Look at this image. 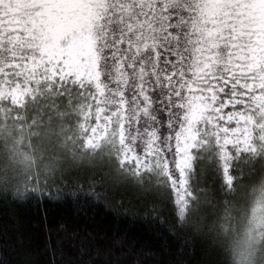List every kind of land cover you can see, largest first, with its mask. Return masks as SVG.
<instances>
[{"label": "snow or ice", "instance_id": "1", "mask_svg": "<svg viewBox=\"0 0 264 264\" xmlns=\"http://www.w3.org/2000/svg\"><path fill=\"white\" fill-rule=\"evenodd\" d=\"M254 120L264 151V0H0L5 200H136L179 242L196 155L230 188Z\"/></svg>", "mask_w": 264, "mask_h": 264}, {"label": "trees", "instance_id": "2", "mask_svg": "<svg viewBox=\"0 0 264 264\" xmlns=\"http://www.w3.org/2000/svg\"><path fill=\"white\" fill-rule=\"evenodd\" d=\"M254 123L253 151L237 152L230 161V188L224 187L214 153L208 159L196 155L187 176L193 227L179 234V242L146 219L136 200L109 206L70 198L37 205L0 196V264L79 260L81 242L84 264H264V228L248 253L239 242L248 228L264 224V151ZM138 195L144 204L155 199L150 192ZM239 250L245 251L243 259Z\"/></svg>", "mask_w": 264, "mask_h": 264}, {"label": "rangeland", "instance_id": "3", "mask_svg": "<svg viewBox=\"0 0 264 264\" xmlns=\"http://www.w3.org/2000/svg\"><path fill=\"white\" fill-rule=\"evenodd\" d=\"M22 2H23V0H13L14 5H18L19 3L21 4ZM10 10L14 11L15 8H10ZM262 220L263 219L257 220V223L262 222ZM263 228H264V224H262L261 226L253 225L252 227L248 228L245 231L244 235L241 234L242 240H239V242L241 244H243L246 249H248L246 253H248L249 250H252L251 245H253L256 242V240H258L261 237ZM239 251H241V250H239ZM241 253H242V251H241ZM241 255H242V259H243L245 256V251H243V253Z\"/></svg>", "mask_w": 264, "mask_h": 264}]
</instances>
